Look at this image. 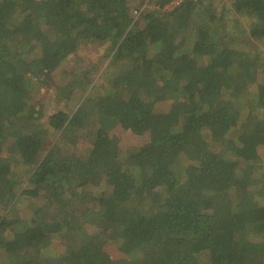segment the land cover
<instances>
[{
  "label": "trees",
  "instance_id": "obj_1",
  "mask_svg": "<svg viewBox=\"0 0 264 264\" xmlns=\"http://www.w3.org/2000/svg\"><path fill=\"white\" fill-rule=\"evenodd\" d=\"M145 1L0 0V264H264V0ZM82 43L113 80L56 82L82 103L48 118L52 144L32 103ZM118 128L149 139L123 153ZM77 137L88 160L64 152Z\"/></svg>",
  "mask_w": 264,
  "mask_h": 264
},
{
  "label": "rangeland",
  "instance_id": "obj_2",
  "mask_svg": "<svg viewBox=\"0 0 264 264\" xmlns=\"http://www.w3.org/2000/svg\"><path fill=\"white\" fill-rule=\"evenodd\" d=\"M143 1L144 0H135V4L132 7L134 8L135 6L141 5V2L143 3ZM207 1H212L215 4L214 5L215 7H217L218 3H221L224 6L225 5L227 6L229 4V0H207ZM237 21H238L237 26L239 27V29H243L242 31L245 32L244 37H246L249 31L248 30L249 20L247 18L242 19L241 17H238ZM231 39H234V41H242L239 37H235V36H232ZM256 47L260 48V50L262 51V55L264 56V46L258 44ZM255 50L256 48H251V51L254 52ZM103 55H105V51H103L102 48H97L95 50L89 46H86L85 43H82L81 46L75 51V53H73L68 59H66L62 63L61 67L56 71V73H54V77L55 75H57V80L54 78L53 85H51L50 88L43 87L42 91L36 96V98H34L32 105L37 107L39 111L42 112V116H43L42 127L49 134L48 140L51 141L52 144H54L57 141L61 133H56L53 131L51 126L48 124L49 123L48 118L54 113L63 109L65 111L68 110L70 112L71 109L72 110L74 108L76 109L80 105V103H82V100L80 101V99L78 98L70 106L66 104L60 105V107L57 106L55 99L57 98L58 95V93L56 92V87L58 83H60L61 86H65L67 82H69L65 78H69L71 73L76 74L77 77L78 75L79 77H83L85 73H89L88 80L92 81L89 91L91 92L93 85H95V89H94L95 91L93 94L96 96L99 95L102 96L103 94H105L104 90H106L107 87L111 85L110 82L113 80V76H114V68L109 64L110 59L108 57H103ZM48 75L49 74H43V76L45 77H48ZM57 81L58 83H56ZM85 98H86V94L84 97H82V99ZM88 132L89 130L83 132L84 135L82 137L88 139V135H89ZM115 132L118 134V138H119L118 144L120 150L123 153H125L127 149H130L132 147L133 148L141 147L149 139V134H144L140 136L134 134L132 131H128V130L123 131L122 129L119 128ZM239 136L237 137V139H230V142H227L225 144V148L233 152L235 150V147H237L236 145L238 144ZM79 139L81 140H79V143L76 142L77 145L75 147L70 146L67 148H63L64 152L67 154L74 153L76 156H79L81 159L88 160L91 156V145H89L88 142H86L88 140H85L83 138H79ZM66 145H68V141H66ZM259 147L261 148V155L264 158V146L261 145ZM7 156L8 155L6 153L2 155L3 161H6ZM15 171L17 172L18 178L22 179L23 173L28 170L21 169L20 166L18 165L17 167H15ZM23 181L24 184L22 185L23 187L22 190H24L28 184L26 183L25 180ZM260 189L261 186H259V190ZM259 190H255V194L260 196L261 190L260 191ZM41 204L42 202L36 200V205H41ZM31 208H32L31 202L18 203L16 204L12 212L8 213V218L9 220L12 221L16 218L27 217L31 213ZM94 231L95 229L93 227L89 228V232H94ZM102 235H106V233L102 231L101 236ZM106 251L115 260L126 256L122 253L123 251L120 250L119 244L109 243L108 246L106 247ZM205 258L207 259V257Z\"/></svg>",
  "mask_w": 264,
  "mask_h": 264
},
{
  "label": "built area",
  "instance_id": "obj_3",
  "mask_svg": "<svg viewBox=\"0 0 264 264\" xmlns=\"http://www.w3.org/2000/svg\"><path fill=\"white\" fill-rule=\"evenodd\" d=\"M155 1H158V0H153L152 5L150 7H148L149 6V0H146L145 1L146 3H144L143 9L146 8V7L149 8L150 10L154 9ZM187 1H189V2H191V1L192 2H197L199 0H167V3L164 5L163 10L165 12L174 11L175 9H177L180 6H182Z\"/></svg>",
  "mask_w": 264,
  "mask_h": 264
}]
</instances>
